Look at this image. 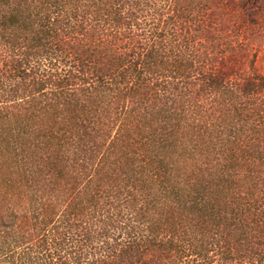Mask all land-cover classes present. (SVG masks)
<instances>
[{"label":"trees","instance_id":"trees-1","mask_svg":"<svg viewBox=\"0 0 264 264\" xmlns=\"http://www.w3.org/2000/svg\"><path fill=\"white\" fill-rule=\"evenodd\" d=\"M263 48L264 0H0V264L264 257Z\"/></svg>","mask_w":264,"mask_h":264},{"label":"rangeland","instance_id":"rangeland-1","mask_svg":"<svg viewBox=\"0 0 264 264\" xmlns=\"http://www.w3.org/2000/svg\"><path fill=\"white\" fill-rule=\"evenodd\" d=\"M257 59H258L257 67L259 68L260 72L264 74V48L259 51ZM216 189H218V187H216ZM210 255L212 259L211 264H217L221 260V254L217 250H213L212 252H210ZM259 258L257 259V262L250 263V264H264V257H259Z\"/></svg>","mask_w":264,"mask_h":264}]
</instances>
